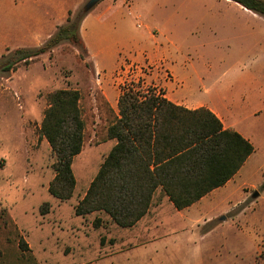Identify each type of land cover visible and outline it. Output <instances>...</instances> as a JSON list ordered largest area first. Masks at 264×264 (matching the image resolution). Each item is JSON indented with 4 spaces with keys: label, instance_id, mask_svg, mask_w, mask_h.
<instances>
[{
    "label": "rangeland",
    "instance_id": "rangeland-1",
    "mask_svg": "<svg viewBox=\"0 0 264 264\" xmlns=\"http://www.w3.org/2000/svg\"><path fill=\"white\" fill-rule=\"evenodd\" d=\"M62 1L0 0V58L15 48L42 45L65 22L66 14L54 8ZM109 5L112 10L102 19L88 17L92 41L108 53L106 70L96 71L86 50L64 41L14 73H0V264H264V96L249 86L242 92V68L251 66L249 58L256 56L264 68V48L256 46L264 44V36L242 29L243 16L250 13L230 0H101L89 13ZM147 55L185 60L221 82L237 81L228 94L251 105L235 110L248 114L239 120L252 133L255 152L242 184L232 191L218 188L189 208L184 221L168 222L158 231L157 247L133 248L130 237L132 249L123 252L128 246L120 238L126 229L102 212L76 216L74 206L114 143L106 129L117 106L109 105L102 90L108 88L111 97L124 86L160 89L159 68L142 62ZM132 59L141 62L129 67ZM65 88L80 94L85 135L72 163L73 195L60 201L48 192L55 156L39 127L46 94ZM255 106H262L257 115ZM163 196L156 191L153 200ZM191 221L192 229L173 231ZM19 237L28 250L19 246ZM124 255L126 263L120 260Z\"/></svg>",
    "mask_w": 264,
    "mask_h": 264
},
{
    "label": "trees",
    "instance_id": "trees-1",
    "mask_svg": "<svg viewBox=\"0 0 264 264\" xmlns=\"http://www.w3.org/2000/svg\"><path fill=\"white\" fill-rule=\"evenodd\" d=\"M230 1L264 17V0ZM81 12L69 11L65 22L42 45L2 55L0 73L12 74L64 41L86 50L79 33L86 15ZM120 91L117 112L106 129V138L115 143L75 204L76 216L102 212L117 226L132 227L147 213L158 188L175 209H184L224 185L254 151L247 139L223 128L207 108L177 106L161 89L140 92L124 86ZM79 100L76 89L47 93L39 127L40 137L55 156L48 192L60 201L70 199L76 186L72 163L85 135ZM19 246L28 250L21 237Z\"/></svg>",
    "mask_w": 264,
    "mask_h": 264
},
{
    "label": "crops",
    "instance_id": "crops-1",
    "mask_svg": "<svg viewBox=\"0 0 264 264\" xmlns=\"http://www.w3.org/2000/svg\"><path fill=\"white\" fill-rule=\"evenodd\" d=\"M82 1L83 0H65L62 1L61 4H56V7L54 8H59L63 12V16L66 14L67 17L68 12H73V10L76 9ZM35 4H38V2H36ZM111 6L112 5L106 6L102 11L98 13H95V11L92 12L96 16L88 12L83 17L79 26L80 36L83 40L89 57L92 60V65L96 71L106 70L107 67L105 64V59H107L106 55L108 53L105 49L100 48L99 44L92 41L91 33H89L90 21L88 20V17L94 16V18L96 17V19H102L105 14L112 10ZM240 7L242 6L240 5ZM115 9L116 8H114V10ZM242 11H246L244 12L245 14L250 13L243 16L244 21L242 29L254 37L258 36L259 38H262L264 36V21L252 19V16L248 15L255 16L256 14L244 7H242ZM41 28H45V26H42ZM256 46L261 49L264 48V44L262 45L260 41ZM147 56L143 58L144 60L142 62L146 63L150 68H159L158 77L156 78V80L158 81V85L164 93V96L169 101L177 106H181L189 110H193L199 107L209 109L221 121L223 128L237 131L253 145L252 133L248 131L244 124H242L241 126V120H239L241 118L240 116H242L243 121V119L248 114L235 110L247 109L251 105L247 103H238L236 99L234 100V98L228 94V90H231L233 85L237 84V81H234L233 79L228 77L227 79L223 80V82H221L222 80L217 79L215 75L210 74L208 71L200 72L185 60H181L180 62H178L177 59H173L172 57L164 56L156 59ZM249 59L253 60L251 66L246 69L242 68V92L245 91V87L249 86L250 88L254 87L258 94L264 96V68L262 61H258L256 56ZM140 62L141 61L139 60L132 59L131 61H129L128 66L132 67L133 63H137L138 65V63ZM242 66H245V62H243V60ZM120 67L125 68V65L121 64ZM120 92L121 91L110 97L107 94L110 93L108 91V88L105 87L102 90V93L104 94L107 102L112 108H114L115 105L117 106V99ZM259 107H256V110L254 109L252 111L253 115H257L259 112H261V109L260 111H258ZM112 141H114L115 143V140ZM253 152H255V149ZM253 152L248 156L244 164L234 174V176L229 179L224 185L218 188L222 187L226 188L227 191H232L234 190V188L242 184V176L245 172L244 169H246L245 167L247 161L249 160ZM218 188L212 190L192 205L181 210L175 209L172 203L168 200V197L164 194L159 202L154 201V193L151 205L147 213L143 217H141L132 227L124 228L127 232L125 236H122L120 238V241H124V245L128 247L123 252H128L132 249L129 247V245L132 244L129 240L130 237H132V239H135L133 248L147 247L149 245L154 248L157 247L158 244L155 245L154 243L156 237H159L158 231L160 230V228H163L167 225L168 222L175 221L178 218L180 221H184L187 218V211H189V208L192 207V209H194L200 203H203V201L208 200L207 197L214 191L218 190ZM156 191L161 190L160 188H158ZM209 202L211 201H207V203H205V207L209 204ZM196 214L197 215L194 219L195 221H197L198 217L201 215L200 211H197ZM206 216L208 217L206 221H209V214H207ZM195 221H191L192 223L189 226H173L175 228L173 231L184 229L188 230V228L192 229ZM160 247H163V245ZM120 260L126 263L128 261V256H120Z\"/></svg>",
    "mask_w": 264,
    "mask_h": 264
},
{
    "label": "water",
    "instance_id": "water-1",
    "mask_svg": "<svg viewBox=\"0 0 264 264\" xmlns=\"http://www.w3.org/2000/svg\"><path fill=\"white\" fill-rule=\"evenodd\" d=\"M99 1H101V0H87L84 4H83V6H82V8H81V11L83 12V13H86V12H89V10L91 9V8H93ZM258 194H257V192H254L253 194H252V196L253 197H256Z\"/></svg>",
    "mask_w": 264,
    "mask_h": 264
}]
</instances>
